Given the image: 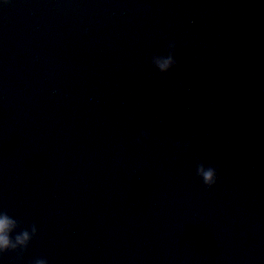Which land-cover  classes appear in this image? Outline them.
<instances>
[{"label": "water", "instance_id": "obj_1", "mask_svg": "<svg viewBox=\"0 0 264 264\" xmlns=\"http://www.w3.org/2000/svg\"><path fill=\"white\" fill-rule=\"evenodd\" d=\"M0 211V264H264V0L0 3Z\"/></svg>", "mask_w": 264, "mask_h": 264}, {"label": "clouds", "instance_id": "obj_2", "mask_svg": "<svg viewBox=\"0 0 264 264\" xmlns=\"http://www.w3.org/2000/svg\"><path fill=\"white\" fill-rule=\"evenodd\" d=\"M5 0H0V3H4ZM155 68L163 73L167 72L173 65V57L171 55L156 57L153 60ZM139 142V139L137 140ZM196 175L200 178L205 186H212L216 182V170L209 166L205 167L203 164L198 165L196 169ZM17 221L8 215L5 211H0V254L8 251H16L19 249L21 252L27 247L29 241L36 233L35 226L31 231L21 230L16 232ZM15 233V235H13ZM36 264H46L43 259L37 260Z\"/></svg>", "mask_w": 264, "mask_h": 264}]
</instances>
